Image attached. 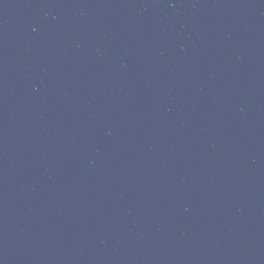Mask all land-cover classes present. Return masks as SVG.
Instances as JSON below:
<instances>
[{
    "label": "water",
    "instance_id": "water-1",
    "mask_svg": "<svg viewBox=\"0 0 264 264\" xmlns=\"http://www.w3.org/2000/svg\"><path fill=\"white\" fill-rule=\"evenodd\" d=\"M0 264H264V16L0 0Z\"/></svg>",
    "mask_w": 264,
    "mask_h": 264
}]
</instances>
